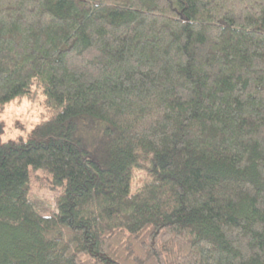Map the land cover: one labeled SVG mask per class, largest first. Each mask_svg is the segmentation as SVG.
<instances>
[{"label": "trees", "instance_id": "16d2710c", "mask_svg": "<svg viewBox=\"0 0 264 264\" xmlns=\"http://www.w3.org/2000/svg\"><path fill=\"white\" fill-rule=\"evenodd\" d=\"M24 99L39 119L4 140ZM0 264H264V0H0Z\"/></svg>", "mask_w": 264, "mask_h": 264}, {"label": "rangeland", "instance_id": "374dc122", "mask_svg": "<svg viewBox=\"0 0 264 264\" xmlns=\"http://www.w3.org/2000/svg\"><path fill=\"white\" fill-rule=\"evenodd\" d=\"M41 111L42 105L39 99L32 102L27 99L13 102L3 113L6 122L3 139L26 135L39 119ZM76 120L78 124L77 136L83 140L87 157L95 160L104 168L111 167L113 160L110 143L114 135L106 131L107 122L89 116H80ZM140 161L143 167H136L134 170L131 177V192H134L137 186L142 183L147 172L148 159L142 155ZM29 173L30 199L44 214L55 212L62 186L54 181L52 174L43 169L31 167Z\"/></svg>", "mask_w": 264, "mask_h": 264}]
</instances>
